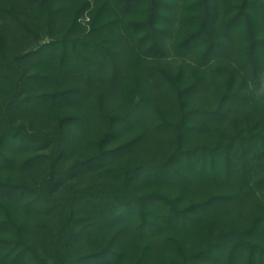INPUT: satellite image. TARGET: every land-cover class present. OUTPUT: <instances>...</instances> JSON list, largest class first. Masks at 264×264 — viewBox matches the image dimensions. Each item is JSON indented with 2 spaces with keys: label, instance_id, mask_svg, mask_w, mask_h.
Masks as SVG:
<instances>
[{
  "label": "trees",
  "instance_id": "16d2710c",
  "mask_svg": "<svg viewBox=\"0 0 264 264\" xmlns=\"http://www.w3.org/2000/svg\"><path fill=\"white\" fill-rule=\"evenodd\" d=\"M263 94L264 0H0V264H264Z\"/></svg>",
  "mask_w": 264,
  "mask_h": 264
},
{
  "label": "rangeland",
  "instance_id": "374dc122",
  "mask_svg": "<svg viewBox=\"0 0 264 264\" xmlns=\"http://www.w3.org/2000/svg\"><path fill=\"white\" fill-rule=\"evenodd\" d=\"M181 65L180 60L172 58L169 60L167 66L172 67V69L175 71L177 67ZM259 104L261 107H264V94L259 98Z\"/></svg>",
  "mask_w": 264,
  "mask_h": 264
}]
</instances>
